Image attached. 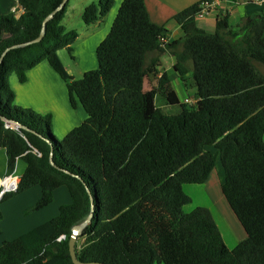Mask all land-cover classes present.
I'll use <instances>...</instances> for the list:
<instances>
[{
	"label": "trees",
	"instance_id": "1",
	"mask_svg": "<svg viewBox=\"0 0 264 264\" xmlns=\"http://www.w3.org/2000/svg\"><path fill=\"white\" fill-rule=\"evenodd\" d=\"M114 1L90 3L82 19H103ZM211 1L179 12L184 36L162 46L168 30L151 21L145 0H123L97 48L98 67L81 79L68 73L58 54L67 49L72 55L79 37L64 24L69 1L47 22L43 39L29 45L23 44L41 34L62 0H17L21 15L0 13V57L10 48L0 65V148L6 149L7 175L17 159L26 163L18 189L1 202L34 186L41 196L31 210L49 206L62 186L72 199L55 218L4 241L0 264H74L73 227L92 210L77 239L81 261L264 264V10L246 15L236 29L228 15L219 17L210 32L197 19ZM166 52L175 56L181 79L191 76L195 83L194 105L181 102L167 73L144 89L146 79L158 77ZM44 60L66 82L72 106L79 101L87 113L61 139L51 130V115L14 105L10 76L25 82L28 70ZM158 93L180 110L164 112L156 104ZM3 118L27 129L7 128ZM218 156L222 193L247 234L234 248L210 209L184 210L192 201L184 185L206 182ZM2 219L0 208V235Z\"/></svg>",
	"mask_w": 264,
	"mask_h": 264
},
{
	"label": "crops",
	"instance_id": "2",
	"mask_svg": "<svg viewBox=\"0 0 264 264\" xmlns=\"http://www.w3.org/2000/svg\"><path fill=\"white\" fill-rule=\"evenodd\" d=\"M94 1L97 0H69L68 11L64 19V24L68 29H77L79 32L77 41L82 42H80L78 45H75V50L77 49L82 52L84 51V49H86L87 45H90V43L94 44V47L93 44L91 45V70L93 68H96V65L93 62V53L96 52L97 55V48L99 44L105 39V37L111 30L110 26L108 33L105 32L107 28L96 29V27H100L103 19H100L92 24H86L82 19L85 8ZM202 1L203 0H145V5L151 21L156 25L162 26L163 28L167 29L168 33L166 36L168 38V41L169 43H173L182 39L184 36L182 26L176 20V15L185 8ZM122 2L123 0H115L114 4L116 7V15L120 8H118V6L122 4ZM20 7L21 6L17 2V0H0L1 14H7L13 8ZM262 10H264V0H212L210 9L208 10V14L198 18L197 21L200 27L212 32L215 29L217 19L219 17L228 15L231 26L236 29L240 21L246 15L258 13ZM75 18H78L76 22L74 21ZM85 56L88 57L87 53L85 54ZM88 62L89 60L88 58H86L85 64H87ZM161 62L162 66L160 68L158 77H151L146 79L144 83V89L147 91L152 89L154 86H157L159 78L164 73H167L169 75L172 88L177 93V96L179 97L181 102H184V100L189 97L184 96L182 98L176 88V84H181L182 87L187 89L188 83L192 79L191 76H188L186 82L181 79L179 73L174 69L176 58L170 52H166L161 56ZM80 66L83 70V73L88 71L86 66L81 64ZM10 85L15 92L14 105L16 106L22 108L33 107L40 112H53L55 115L59 112L58 109L63 110L64 113H69L70 111H72L70 108V103L68 102L70 101V97L66 82L54 70V68L47 60H44L36 67L28 70L27 79L25 82H20L16 73H13L10 76ZM195 94V100H197V90ZM80 106L84 109L82 105ZM86 118V115H84V117H82V119H80L78 123H73L70 120L72 122L71 125L75 124L73 127H68L70 129H60L59 127L60 125H64L66 123L70 124L69 120L63 121L62 124L59 122V124L57 123L55 125L53 119V125L56 127L59 134L64 137L73 128L83 123ZM7 164L8 157L6 149L0 148V181L3 177L7 176ZM25 169V161L21 158L17 159L16 168L13 173L20 179ZM62 187L55 190L54 197L60 192L62 198H66V204H69L72 202L70 193H68L69 195L67 196L65 190H62L64 189ZM40 196L41 188L39 186H34L16 195L6 202H0V208L3 213V219L1 222L2 233L0 235V246L4 241L13 240L23 233L55 218L59 214L60 207L63 204H54V206H52L53 204H50L49 206L41 210H31ZM54 203H56V197ZM30 210L32 211L31 213H29ZM240 236H242L244 240L246 239L247 234L245 231L244 234H241L240 231ZM27 264L33 263L29 262Z\"/></svg>",
	"mask_w": 264,
	"mask_h": 264
},
{
	"label": "rangeland",
	"instance_id": "3",
	"mask_svg": "<svg viewBox=\"0 0 264 264\" xmlns=\"http://www.w3.org/2000/svg\"><path fill=\"white\" fill-rule=\"evenodd\" d=\"M73 1H75V0H73ZM114 3H115V1H114ZM120 5L118 6V8L120 7ZM115 15H116V7L114 4L112 6L110 12L106 15V17L103 18V21L101 22L100 27H96V29L107 28L105 30V32L108 33L109 26L111 28L112 22H113V20H115ZM77 20H78V18H75L74 21L76 22ZM80 42H82V41H77L74 44V47H73L74 49H73L72 55L69 53V51L67 49H62L58 52L59 57H60L63 65L65 66L66 70L68 71L69 74H71L73 77H75V79H81L84 75V73L82 72L83 70L81 69L80 64L86 66L88 71L91 70V68H90V62H92L91 45L93 43L92 44L90 43V45H87L86 49H84V51L81 52L77 49L75 50V45H78ZM93 47H94V44H93ZM86 53H87L88 57L85 56ZM86 58H88V60H89V62L87 64H85ZM93 62L97 68L98 60H97L96 52L93 53ZM96 68H93V69H96ZM64 86H65V83H64ZM176 88H177V90H178V92L182 98L184 96H188L189 98H192L195 100V95H196L195 93H196L197 88H195V83L193 82L192 79L189 81L187 89L182 87L181 84H179V85L176 84ZM68 102L70 103V108L72 110L70 112L67 111L69 113H66V112L64 113L63 110L58 109L59 112L55 115L53 112H42V111L40 112L33 107L25 108L26 110L25 109L24 110L25 111L32 110L36 115H42V116H45L48 114L51 115V117H52L51 130L53 131V134L56 138L61 139L62 136L59 134L58 130L53 125V119H54L55 125L57 123L59 124V122L62 124L63 121L69 120L70 124L66 123L64 125H60L59 127H60V129H62V128L70 129L68 127H73L75 125V124L71 125L72 122L78 123V121L80 119H82V117H84V115H86V117H87V114H86L85 110L80 106L81 104L79 103V101L77 103V107L72 106L70 101H68ZM156 104L159 108H161L164 112H166L168 114H174L180 110V107L178 105L168 104L165 96L161 93H158L156 96ZM194 104L195 103H193L191 105H194ZM40 105H42V104H40ZM208 149H210L216 153V148L214 146H209ZM223 175H224L223 166H222L220 158L218 156L216 168L211 173L210 177L207 179L206 182L200 183V184L199 183H188V184L184 185V191L192 198V201L184 207V210L186 212H190L193 209H195L196 207H200V206L207 207L208 209H210V211L212 212V215L214 217V220L216 221V223H217V225H218V227L222 233V236H223L226 244L230 248H234L238 243L243 241L242 236H240V231H241V234L242 233L244 234L245 230L242 227V225L240 224V222L238 221L236 215L232 211V209L229 206L225 196L222 193L221 185H222ZM62 188H64L62 190H65V192L67 193V196H68L69 191H68L67 187H62ZM55 197H56V203H54V201H53L51 203V204H53L52 206H54V204H61V205L66 204V198H62V195L60 192ZM55 197H54V200H55ZM12 198L5 200V202L12 199ZM31 212L32 211L30 210L29 213H31ZM160 264H164V263H160Z\"/></svg>",
	"mask_w": 264,
	"mask_h": 264
},
{
	"label": "water",
	"instance_id": "4",
	"mask_svg": "<svg viewBox=\"0 0 264 264\" xmlns=\"http://www.w3.org/2000/svg\"><path fill=\"white\" fill-rule=\"evenodd\" d=\"M69 0H62L61 4L49 15L46 17V19L44 20V23H43V28H42V31H41V34L35 38L34 40L30 41V42H27L23 45H29V44H33V43H37V42H40L44 35H45V32H46V24L47 22L53 18V16L59 11L61 10L68 2ZM10 50V48H7L4 53L1 55L0 57V65L5 57V55L7 54V52ZM4 120L7 121L6 118H3ZM13 121L15 124H17L19 126V128H24V129H27L25 126H23L22 124H20L19 122L15 121V120H11ZM51 162H53V148H52V153H51ZM88 192L91 194L90 190L88 189ZM92 215H93V210L91 211L90 215L87 217V219L85 221H83L82 223L78 224V225H75L73 227V231H72V235L70 237V240H69V249H70V254H71V257H72V260L74 262V264H106V263H103V262H94V261H89V262H85V261H81L78 256H77V251H76V244H77V239L78 237L82 234L84 228L90 224L91 222V218H92Z\"/></svg>",
	"mask_w": 264,
	"mask_h": 264
},
{
	"label": "built area",
	"instance_id": "5",
	"mask_svg": "<svg viewBox=\"0 0 264 264\" xmlns=\"http://www.w3.org/2000/svg\"><path fill=\"white\" fill-rule=\"evenodd\" d=\"M257 1H261V0H257ZM203 6H204L203 10L198 15L199 18L208 14V10H209L208 8L211 6V4L209 2H204ZM23 12L24 10L20 7V8H13L9 13H15L17 16H19ZM160 42L162 46H166L167 44H169V41L166 35L161 36ZM197 100L186 98L184 100V103L191 105L193 103H196ZM5 123H6L7 128L19 129V126L11 120H7L5 121ZM19 181L20 179L14 173L2 178V180L0 181V202L2 201V198L6 193L15 192L18 189ZM65 237H66L65 235H62L59 237V240Z\"/></svg>",
	"mask_w": 264,
	"mask_h": 264
}]
</instances>
